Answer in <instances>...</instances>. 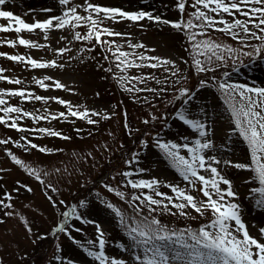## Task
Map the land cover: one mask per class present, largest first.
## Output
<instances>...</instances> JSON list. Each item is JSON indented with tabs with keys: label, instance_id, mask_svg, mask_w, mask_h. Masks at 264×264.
Masks as SVG:
<instances>
[{
	"label": "rangeland",
	"instance_id": "rangeland-1",
	"mask_svg": "<svg viewBox=\"0 0 264 264\" xmlns=\"http://www.w3.org/2000/svg\"><path fill=\"white\" fill-rule=\"evenodd\" d=\"M72 3L79 5L77 10L81 15L88 14L84 10L87 3L117 7L128 12L146 11L142 8L145 4L149 7V12L160 16L162 21L179 19L186 21L192 18L191 12L194 10L191 7L194 0H188L184 13L179 12L176 7L178 0H72ZM65 8L66 6L59 4V0H10L6 5L0 6V10L12 11L27 23L60 15ZM225 18L230 19L227 16ZM0 23L6 24L7 21L0 18ZM102 26L125 34L121 37L107 35L101 37L102 40H115L113 49L119 46L129 53H142L162 60H171L175 67L142 66L121 72L116 67L118 61L112 52L108 51V45H100L95 40L77 41L73 38L75 31L85 35L88 31L87 24L75 29H54L46 34L39 29L20 34L0 32V41L16 40L18 35H22L25 39L45 45L43 48H29L19 44L12 47L0 42V53L22 55L39 61L55 60L58 65H63L43 69L32 68L25 62L12 61L7 56H0V68L5 70L3 75L21 81L17 85L0 80V90L5 91L4 99L9 106L20 107L35 115L67 113V107L54 99L25 100L7 94L11 90L25 89L33 96L57 97L68 101L73 110L87 109L110 116V119L93 116L92 119L98 123L89 124L86 119L70 115L67 119L36 121L30 117L18 119L20 114L16 113H0V116L8 119L9 123L15 120L18 124L17 129L0 124V140H9L8 144H0V200L11 205L10 208L0 205V264H98L85 250L86 248L99 250L98 243L95 245L87 243L98 241L97 225L104 233L105 253L109 257L122 258L128 264H137L131 252L126 250L132 243L131 239L119 224L113 210L105 203L120 208L128 217L133 215L129 200L132 195H138L140 190L127 186L129 178L122 175L125 171L133 172L131 179L159 180L161 185L158 190L168 195L174 196L171 189L165 185L174 184L187 188L197 200L206 199L201 192L192 189L188 182L183 180L155 143L157 138L161 142L176 143H183L184 137H188L189 141L198 138V133L175 119L176 111L181 108V100H176L175 97L181 87L189 88L196 93L188 106L189 118L200 119L209 125V136L214 147L205 150V156H215L221 161L219 165L214 166L231 181L232 190L237 194L235 197H227L226 200L240 205L242 220L250 235L264 242V236L260 233V229H264V208L256 203L264 198V193L254 191L256 188H264V185H261L258 179H253L256 174L252 168L237 169L223 163L229 160L233 163L250 164L251 151L243 137L234 131V122L224 103V96L218 88V82L225 79L233 83L264 87V53H261L260 57L252 58L240 56V61L235 64L232 59H227L214 73H197L193 65V50L187 30H177L170 24L157 23L147 18L130 21L118 17L116 21L104 20ZM191 31L196 32L199 29ZM208 36L218 43L239 47L227 34L210 30ZM137 43L145 47L140 49L130 47V44ZM250 43L258 44L259 41L252 40ZM60 48L70 50L60 54L56 51ZM245 51L252 49L248 48ZM200 58L203 60V57ZM155 62L137 60V63L145 65ZM109 68L112 70L108 71ZM169 68L172 71L179 68L180 75L186 77V80L176 84V77L171 76V71H166ZM225 72L229 73V77L224 76ZM213 75L216 76V81L211 80ZM119 76H139L147 79L145 83L132 80L122 82ZM44 77L52 78L44 81L50 85L47 89L36 83V80ZM106 79L110 81L119 79L126 88H152L158 92H130L131 99L126 106L117 102L120 104L118 106L105 93ZM201 79L208 80L209 86L201 88L199 85ZM57 80L64 84L65 88H55L54 81ZM160 89L165 91L161 92ZM145 98L148 102H145ZM170 100L173 102L169 103ZM144 120H148L149 123L144 124ZM40 128L60 132L61 136H50L36 131ZM65 136L69 139L62 138ZM29 141L51 151L41 152L38 148L32 149ZM142 141H146L147 146H144ZM18 144L22 146H17ZM9 151L29 167L38 170L44 184L15 164L8 155ZM137 153L136 159L131 164L127 163L132 160L133 154ZM180 153L190 158L186 149H180ZM138 169L144 171L139 172ZM200 172L209 175L204 170ZM46 184H51L58 191L46 190L44 187ZM106 186L124 192L125 198L121 199L115 192L108 191ZM221 187L226 186L221 184ZM27 188H31L32 191L29 192ZM49 195L55 200V207L48 201ZM61 201L64 203L61 204ZM80 201H84L86 206L80 207ZM74 204L81 219H68L66 223L68 231L55 232L58 225L64 221L61 214ZM172 211L174 215L167 211L153 215L171 229L197 230L203 225H209L214 219L210 210H205L203 215L191 208L184 210L186 215H181L179 209L172 208ZM8 212L12 215H7ZM144 214L147 215V210ZM28 228H31V231H28Z\"/></svg>",
	"mask_w": 264,
	"mask_h": 264
},
{
	"label": "snow or ice",
	"instance_id": "snow-or-ice-1",
	"mask_svg": "<svg viewBox=\"0 0 264 264\" xmlns=\"http://www.w3.org/2000/svg\"><path fill=\"white\" fill-rule=\"evenodd\" d=\"M10 0H0V6L6 5ZM188 0H178L176 5L179 12L186 11V4ZM59 4L66 6L65 10L60 15H53L43 21H35L27 23L21 16L14 14L12 11L0 10V18L7 21L6 24L0 23V32L8 33L15 32L20 34L22 32H34L39 29L45 34L54 29H75L82 24L88 25V31L85 35H81L79 31L74 32L73 38L77 41H92L95 40L100 45H108V51L112 52L115 60L118 61L116 67L121 72H126L127 69L133 67L147 66L151 68L163 67L164 65H171L175 67L171 60H162L159 57L146 56L142 53H129L123 51L121 47L117 46L114 49L112 45L115 40H102L101 37L107 35L109 37H121L125 34L119 31H113L110 28L103 27L104 20L116 21L120 19H127L130 21H140L145 18L157 23L170 24L171 27L185 31L191 42L193 50V65L197 73L215 72L216 68L222 66L227 59H232L233 63L240 61V56L260 57L264 53V0H194L191 4L192 18L188 20L179 19L177 21L161 20L158 15H153L147 11L128 12L123 11L117 7H104L98 4L87 3L85 11L87 15H81L78 12L79 5H74L72 0H59ZM48 11V10H46ZM225 16L230 17L226 19ZM192 29H199V31H191ZM215 31L222 34H227L239 47H233L229 44H221L211 39L208 36L209 31ZM198 37H203L198 39ZM45 39L47 36L45 35ZM67 39V37H62ZM259 41L258 44H251L250 41ZM9 46L15 47L17 44L29 48H43L45 45L39 44L29 39H25L22 35H18L16 40L0 41ZM132 49L144 48L143 44H130ZM251 48L252 51H245ZM70 49L60 48L56 51L63 54ZM0 56H7L8 59L17 62H25L32 68H48V67H63L53 61H39L31 57L22 55H8L0 53ZM133 56L134 59L129 57ZM203 57V60L200 58ZM108 57H105L107 59ZM137 60L156 61L155 63H137ZM112 69L109 68L108 71ZM4 69L0 68V80L8 81L12 84H20L19 79H10L3 75ZM171 71V76L176 77L175 83L180 84L186 77L180 75V69L171 68L166 69ZM239 71V69H237ZM225 77H229V73H224ZM122 82L129 80L139 81L145 83V77L139 76H119ZM51 77H44L41 80H36L40 87L47 89L50 85L46 84L45 80H51ZM212 81H216L215 75L211 77ZM160 83V81H157ZM201 88L208 87L209 81L201 79L199 81ZM54 87L57 89L65 88V85L60 81H54ZM218 88L224 96V103L227 105V110L231 114V119L234 122V131L243 137L247 142L251 151V163H233L225 160L224 164L230 165L237 169L252 168L255 172L253 179H258L261 185H264V87L249 86L245 83H233L227 79L218 82ZM129 92L148 91L157 93V89L152 88H135L127 87L125 89ZM159 91H165L160 89ZM176 100H181V108L176 111L175 116L179 121L188 125L195 133H198V138L194 141H189L188 137L183 138V143L176 142H161L158 138L155 143L156 146L164 153L165 157L171 162L183 178L188 182V185L195 190L202 193L206 199L197 200L187 188H181L179 185L167 184L166 187L171 189L173 195L160 192L158 189L161 182L157 179H131L133 172L125 171L122 175L127 179V186L131 189L140 190L138 195H132L129 200V207L133 213L128 217L125 212L111 203H106L109 209H112L118 218V222L126 231V234L131 239L132 243L128 251L131 252L132 258L137 264H264V242L254 238L247 230V226L242 220L240 213V205L227 201V197H235L237 194L232 190L231 181L225 178L214 165L221 163L215 156L206 157L205 150H210L214 147L213 141L209 136V125L197 118H189V104L194 99L196 93L186 87L178 89ZM10 96L22 97L25 100L35 99L37 101H47L49 99L56 100L57 103L65 105L68 109L67 113L60 112L53 115H35L33 112L24 111L20 107L9 106L4 99L5 91L0 90V113H16L20 114L18 119L30 117L33 120H48L59 119L70 115L86 119L89 124L98 123L97 120L92 119L93 116H102L103 119H110V116L103 115L99 112H90L73 110L70 102L57 97H42L28 92L25 89L11 90L7 92ZM145 102L147 98H145ZM173 101H169L172 103ZM203 113V109H201ZM157 119V117H153ZM148 124V120L143 121ZM0 124H7L8 127L17 129L18 124L15 120L9 123L8 119L0 116ZM24 131V129L19 128ZM36 131L46 133L50 136H61L60 132L40 128ZM69 139V137H62ZM9 140H0V144H8ZM32 149H39L41 152H50V149L39 147L29 141ZM144 146H147L146 141H142ZM22 146V145H17ZM186 149L190 154V158L181 155L180 149ZM8 155L15 164L23 168L29 175L44 184L41 179V173L29 167L23 160L12 154L10 151ZM137 154H133L132 160L127 161L131 164ZM200 170H204L209 175L201 174ZM137 171L142 172L143 169ZM199 183V187H197ZM225 185V188L221 187ZM45 189H50L52 192L58 191L51 184L44 185ZM108 191L115 192L121 199L125 198V193L117 191L109 186ZM149 190L145 192L143 190ZM29 192L31 188H27ZM19 191V188L17 189ZM256 192L264 193V188L254 189ZM159 197V198H157ZM11 199V197H9ZM48 201L55 207L56 202L52 196H47ZM61 204L64 202L61 201ZM257 205L264 208V198L258 200ZM0 205L5 208H10L11 205L0 200ZM171 205L172 207H169ZM85 202L80 201V207H85ZM172 208L179 209L181 215H186L184 211L186 208L194 209L197 213L203 215L205 210H210L214 219L209 225H203L197 230L191 228L185 229H171L162 224L153 213L167 211L169 214H175ZM147 210V215H145ZM11 216L12 213L8 212ZM64 221L61 222L54 230L57 233L67 232L66 223L68 219L75 218L80 220L81 216L77 211V206L74 204L68 208L67 211L61 214ZM139 217V218H138ZM92 223L91 221H86ZM234 222V223H233ZM97 227L98 241H88V245H95L98 243L99 250H91L86 248L90 256L94 258L98 264H128L122 258L109 257L105 253L106 241L104 233ZM211 229V230H210ZM31 231V228L27 229ZM81 231V229H75ZM261 236H264V229H260ZM70 235V233H69ZM123 247V246H122ZM59 259V257H57Z\"/></svg>",
	"mask_w": 264,
	"mask_h": 264
},
{
	"label": "trees",
	"instance_id": "trees-1",
	"mask_svg": "<svg viewBox=\"0 0 264 264\" xmlns=\"http://www.w3.org/2000/svg\"><path fill=\"white\" fill-rule=\"evenodd\" d=\"M106 84H107V88L106 91L105 90L104 91L107 94V96L110 97V99L115 103L118 102L121 105L126 106V103L129 102L131 99V94L129 91L125 90L126 87H124L123 84L119 82V79H115L111 81L106 79ZM118 103L117 105L120 106V104Z\"/></svg>",
	"mask_w": 264,
	"mask_h": 264
},
{
	"label": "bare ground",
	"instance_id": "bare-ground-1",
	"mask_svg": "<svg viewBox=\"0 0 264 264\" xmlns=\"http://www.w3.org/2000/svg\"><path fill=\"white\" fill-rule=\"evenodd\" d=\"M142 8L149 12V7H147L145 4L142 5Z\"/></svg>",
	"mask_w": 264,
	"mask_h": 264
}]
</instances>
